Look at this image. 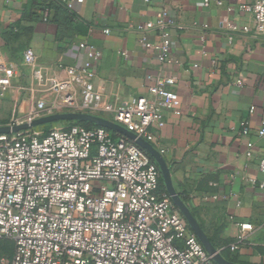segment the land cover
I'll list each match as a JSON object with an SVG mask.
<instances>
[{"label": "crops", "instance_id": "obj_1", "mask_svg": "<svg viewBox=\"0 0 264 264\" xmlns=\"http://www.w3.org/2000/svg\"><path fill=\"white\" fill-rule=\"evenodd\" d=\"M44 1L51 7L47 21L30 17L36 0H0V72L17 70L12 91L0 103V121L11 109L24 117L41 98L40 92L23 89L33 85V67L23 61L27 48L35 50L38 64L60 76L59 65H76L84 58L81 42L97 47L102 57L96 63L95 87L103 102L114 107L149 96L160 76L174 77L172 89L179 94L182 113H167L164 127L153 129L152 142L169 181L224 258L264 264V173L259 167L264 157V136L259 134L264 30L257 31L254 17L239 10L251 0H210L209 5L205 0ZM164 7L174 22L169 28L178 60L174 64L160 63L157 52L139 42L143 33L137 26L154 21ZM228 24L250 30L232 33ZM147 36L160 40L156 30ZM121 50L131 56L123 57ZM243 121L249 122L248 135L242 134ZM248 142L254 143L252 157ZM160 179L161 190L170 194L162 172ZM242 223L253 229L232 251Z\"/></svg>", "mask_w": 264, "mask_h": 264}, {"label": "built area", "instance_id": "obj_2", "mask_svg": "<svg viewBox=\"0 0 264 264\" xmlns=\"http://www.w3.org/2000/svg\"><path fill=\"white\" fill-rule=\"evenodd\" d=\"M68 6L72 8L73 1ZM239 10L254 17L257 31L264 30V0H251ZM50 17L45 10L43 19ZM173 25L164 7L154 21L137 26L143 33L140 44L156 51L162 64L178 63L169 31ZM228 27L232 33L250 30ZM153 30L159 42L147 36ZM79 51L84 58L76 65H59V76L38 64L33 48L25 49L23 61L33 67V85L23 89L40 92L41 98L10 125L84 112L110 119L152 143L153 129L164 127L166 114L182 113L179 94L172 89L176 80L169 75L157 78L149 96L118 107L105 104L95 87L102 53L84 41ZM119 53L131 56L126 50ZM16 73L14 67L0 72V103L12 91ZM242 128V134L248 135L249 122L243 121ZM259 134L264 136V117ZM253 148L254 143L248 142L249 157ZM259 167L264 173V157ZM160 178L161 170L148 152L125 137L115 138L104 127L73 124L47 133L33 127L0 134V264H218L171 195L161 190ZM252 229V224H240L232 251ZM6 240L13 242L11 254L1 247Z\"/></svg>", "mask_w": 264, "mask_h": 264}, {"label": "water", "instance_id": "obj_3", "mask_svg": "<svg viewBox=\"0 0 264 264\" xmlns=\"http://www.w3.org/2000/svg\"><path fill=\"white\" fill-rule=\"evenodd\" d=\"M58 121H80V122H89L99 125L101 127L108 129L109 131H113L125 137L126 139L133 141L135 144H137L146 152H148L155 159L165 179L168 181L167 182L168 190L170 192V195L172 197V200L176 208L186 218L190 228L196 234V236L203 244L205 249L208 251V253L214 256V259L218 264H237L235 262H232L224 258L220 250H218V248L210 240L205 230L203 229L202 225L199 223L198 219L195 217L189 206L180 197V195H178L176 191L173 189L169 181L168 168L165 165V161L162 158L160 151H158L151 142L147 141L142 137L137 136L135 133L129 131L128 129L119 125L118 123H115L114 121L99 115H92L84 112H65V113H56L53 115L45 116L34 120L32 123H23L19 125H10V124L0 125V134L17 133L39 125H44Z\"/></svg>", "mask_w": 264, "mask_h": 264}, {"label": "trees", "instance_id": "obj_4", "mask_svg": "<svg viewBox=\"0 0 264 264\" xmlns=\"http://www.w3.org/2000/svg\"><path fill=\"white\" fill-rule=\"evenodd\" d=\"M45 10H49L51 12V7H50L49 3H47V1H44V0H36V2L34 3L29 15L32 19H37V20L40 19L41 20V19H43V14H44ZM67 124L68 125L65 127H68V126L73 125V124H82L87 128L101 127V126L93 124V123L80 122V121H69V123H67ZM43 131H44V133L49 132L48 129H44V128H43ZM110 132L112 133V135L115 138H119V136H120L119 134H117L113 131H110ZM153 160L155 161L154 158H153ZM160 183H161V179H160ZM227 258L231 261H235L234 258H231V259L229 257H227Z\"/></svg>", "mask_w": 264, "mask_h": 264}, {"label": "rangeland", "instance_id": "obj_5", "mask_svg": "<svg viewBox=\"0 0 264 264\" xmlns=\"http://www.w3.org/2000/svg\"><path fill=\"white\" fill-rule=\"evenodd\" d=\"M10 111L11 113L9 112V115L4 120L0 121L1 122L0 125L9 124L18 118L17 113L14 112L13 109H11ZM105 116L108 118L111 117L109 115H105ZM67 123H69V121H58V122L48 123L44 125H39V126H36L35 128L39 131H43V128L50 130L52 128L65 127L68 125ZM119 137H123V136L120 135ZM1 247L3 248L5 252H7L8 254H11L13 251V242L10 240H6L2 243Z\"/></svg>", "mask_w": 264, "mask_h": 264}]
</instances>
